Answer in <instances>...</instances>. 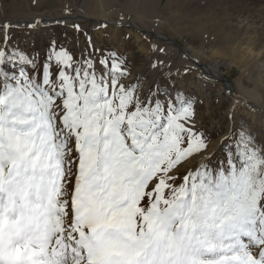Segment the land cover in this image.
I'll return each instance as SVG.
<instances>
[{
	"label": "snow or ice",
	"instance_id": "1",
	"mask_svg": "<svg viewBox=\"0 0 264 264\" xmlns=\"http://www.w3.org/2000/svg\"><path fill=\"white\" fill-rule=\"evenodd\" d=\"M11 28L0 25V264H264V141L230 131L214 158L174 86L145 90L91 45L53 42L41 59L11 45Z\"/></svg>",
	"mask_w": 264,
	"mask_h": 264
},
{
	"label": "rangeland",
	"instance_id": "2",
	"mask_svg": "<svg viewBox=\"0 0 264 264\" xmlns=\"http://www.w3.org/2000/svg\"><path fill=\"white\" fill-rule=\"evenodd\" d=\"M40 14L71 22L12 25L11 45L41 59L53 42L76 52L91 45L99 54L115 53L126 62L128 79L145 90L153 82L169 92L174 86L195 101V120L210 137L214 158L223 155L220 142L230 131L243 128L264 141V113L235 108L223 84L202 78L170 43L199 52L206 65L220 63L222 78L236 92L251 91L264 104V0H0V25ZM140 26L160 32L163 40L141 34L135 29Z\"/></svg>",
	"mask_w": 264,
	"mask_h": 264
},
{
	"label": "bare ground",
	"instance_id": "3",
	"mask_svg": "<svg viewBox=\"0 0 264 264\" xmlns=\"http://www.w3.org/2000/svg\"><path fill=\"white\" fill-rule=\"evenodd\" d=\"M56 17H58V16L57 15L56 16H51L49 14H40V15L35 16L31 20H17V21H13L12 25H19V24L25 25L27 22H35L37 20H39L41 22L39 25H47V24L58 22L59 20L64 22V23H70L71 22V21H69L70 20L69 18L63 19V17L62 18H56ZM79 17L84 18V19L86 18V16H79ZM87 18H89V17H87ZM96 20L101 22L100 19H96ZM5 24H7V23H4V25ZM107 24H109V23H107ZM133 25H135V24H133ZM142 26L138 27L139 28L138 31L141 32V34L143 33V35H145L147 37L151 34V35H154V37L163 40V38H164L163 34H161L160 32H154V30H150V29L142 27ZM169 40H170V38H169ZM166 45H169V43L166 44ZM188 49L192 51L191 54L187 53L186 50H188ZM181 52H182V55L184 56V58L187 59V61H190L191 63L190 62L189 63L194 65L200 71L199 74H200V76L202 78H205V79H208V80H217V81L221 82L223 85H225V87L227 89L233 90V95H230V98H231L232 104L234 105L235 108L236 107H245V106H247L246 102H249L250 103L249 105L253 106L254 108H258L259 109L261 107L259 109L260 111H258V112L254 111V112H256L258 114L259 113L260 114L264 113V111H263L264 110V104H260V99H259L258 95H255L251 91L250 92H247V90L246 91H242V89H239L236 92L234 85L230 81L222 78V74H221L222 72H221V69H220L221 68V64L220 63L212 62V63H209L208 65H206L203 62L202 58H197L196 54H199V52H195L193 49H190V47H188V46L185 49L184 48L181 49ZM201 54H202V52H201ZM249 110H251V109H249ZM212 149H213V146H210L209 152H211Z\"/></svg>",
	"mask_w": 264,
	"mask_h": 264
},
{
	"label": "water",
	"instance_id": "4",
	"mask_svg": "<svg viewBox=\"0 0 264 264\" xmlns=\"http://www.w3.org/2000/svg\"><path fill=\"white\" fill-rule=\"evenodd\" d=\"M111 25V24H110ZM118 25H120L121 26V24H118ZM136 30H139L138 28H135ZM139 32V31H138ZM154 36V35H153ZM156 38V37H155ZM170 43H172V45L174 46V47H176L178 50H181L180 49V47L174 42V41H172V42H170ZM216 82H218V83H220L219 81H217L216 80ZM224 86V90L229 94V95H233V90H231V89H227L226 87H225V85H223ZM246 104H247V106L251 109V110H253V111H260L258 108H254L253 106H251V105H249L250 103L249 102H246Z\"/></svg>",
	"mask_w": 264,
	"mask_h": 264
}]
</instances>
